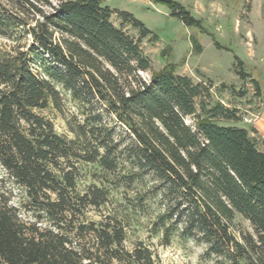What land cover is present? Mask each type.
Returning a JSON list of instances; mask_svg holds the SVG:
<instances>
[{
    "label": "trees",
    "instance_id": "trees-1",
    "mask_svg": "<svg viewBox=\"0 0 264 264\" xmlns=\"http://www.w3.org/2000/svg\"><path fill=\"white\" fill-rule=\"evenodd\" d=\"M150 1L205 32L180 2ZM102 3L0 0V37L31 39L0 49V165L25 191L15 205L0 180V264H158L143 242L127 249L122 221L87 214L108 202L109 191L79 188V165L115 172L124 154L132 165L121 171L124 187L163 206L155 223L163 244L178 236L206 244L217 264H264V140L252 135L256 129L231 125L241 121L239 111L213 100L212 83L178 75L172 64L145 80L141 72L152 65L141 42L153 32L120 12L139 31L135 39ZM64 92L83 106L102 104L127 129L129 145L119 151L122 139L103 124L102 134L79 125L74 138L60 135L41 112L61 110ZM237 216L252 232L233 231Z\"/></svg>",
    "mask_w": 264,
    "mask_h": 264
},
{
    "label": "rangeland",
    "instance_id": "rangeland-1",
    "mask_svg": "<svg viewBox=\"0 0 264 264\" xmlns=\"http://www.w3.org/2000/svg\"><path fill=\"white\" fill-rule=\"evenodd\" d=\"M102 1L103 6L113 12L111 22L130 36L138 39L139 31L131 23L124 22L119 17L120 12L131 13L153 32L141 42V49L152 65V72H141L145 80L150 81L152 73L172 64L178 75L191 77L195 82L212 83L213 100L239 111L241 121L231 125L256 129L257 134L252 135L264 140V0H176L202 21L205 32L198 27L186 26L172 16L167 6L150 0ZM30 42V38L12 41L0 37V49L18 44L28 46ZM239 60L244 62L245 71L259 81L260 91L250 76L244 79L240 75ZM33 71L38 75L41 73L37 67H33ZM61 107L58 110L51 106L41 112L60 135L74 138L72 131H77L79 125H85L87 132L95 126L97 128L93 129L102 134L106 131L102 130L103 124L113 131L116 140L122 139L119 151L129 145L127 129L103 111L102 104L83 106L64 92ZM93 115L103 117V122L94 121ZM186 123L193 127L195 120L187 117ZM99 139L102 141V136ZM88 141L97 143L90 136ZM121 157L115 172H107L93 164L79 165V188L84 190L95 184L109 191L108 202L100 209L90 208L89 218L100 221L109 215L116 217L127 226V249L143 242L153 251L158 264H217L218 258L207 254L208 246L204 243L173 236L171 244H163L162 232L156 233L158 228L155 226L163 206L160 200L141 201L142 196L133 186L124 187L125 172L121 171L132 165L126 154ZM2 179H5L3 189L10 195L12 203L24 202L25 191L5 178L0 165ZM31 214L29 212L27 216ZM235 223L233 231L239 228L252 232L250 223L241 216H237Z\"/></svg>",
    "mask_w": 264,
    "mask_h": 264
}]
</instances>
